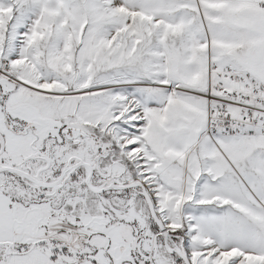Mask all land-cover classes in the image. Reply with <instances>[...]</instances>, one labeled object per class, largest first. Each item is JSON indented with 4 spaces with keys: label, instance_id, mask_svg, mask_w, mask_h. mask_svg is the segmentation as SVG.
Returning <instances> with one entry per match:
<instances>
[{
    "label": "snow or ice",
    "instance_id": "1",
    "mask_svg": "<svg viewBox=\"0 0 264 264\" xmlns=\"http://www.w3.org/2000/svg\"><path fill=\"white\" fill-rule=\"evenodd\" d=\"M0 264H264V0H0Z\"/></svg>",
    "mask_w": 264,
    "mask_h": 264
}]
</instances>
